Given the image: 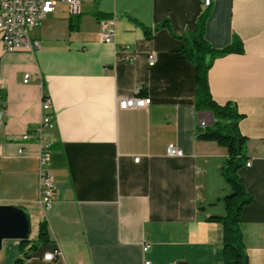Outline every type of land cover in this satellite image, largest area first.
<instances>
[{
  "label": "crops",
  "instance_id": "crops-1",
  "mask_svg": "<svg viewBox=\"0 0 264 264\" xmlns=\"http://www.w3.org/2000/svg\"><path fill=\"white\" fill-rule=\"evenodd\" d=\"M200 14L213 49L241 42V54L213 60L207 86L217 105L241 115L246 160L238 176L252 201L239 230L247 264H264V0H212L203 10L200 0H73L32 29L40 50L0 47V206L24 211L28 239L40 221L49 234L20 264H222L221 226L209 219L225 214L226 150L196 138L198 120L212 117L195 109L197 74L178 39ZM101 19L113 20L112 43L100 39ZM136 89L147 105L120 110L118 100ZM41 95L54 119L45 213L37 146L18 141L38 122ZM167 146L182 156H166ZM20 257L18 241H2L0 264Z\"/></svg>",
  "mask_w": 264,
  "mask_h": 264
},
{
  "label": "trees",
  "instance_id": "trees-1",
  "mask_svg": "<svg viewBox=\"0 0 264 264\" xmlns=\"http://www.w3.org/2000/svg\"><path fill=\"white\" fill-rule=\"evenodd\" d=\"M79 19L69 20L70 30L76 29ZM205 15L200 14L194 29L186 36H180L183 47L182 56L194 66L197 81L194 93V106L196 111L207 112L211 115V122L205 128L197 127L196 138L202 141H211L226 150L221 174L230 188V192L223 198L225 214L220 218H210V221L221 226V259L222 264H247L246 255L241 241L239 223L242 210L251 203L252 197L246 192L238 176L239 169L243 166L245 157V138L237 130V122L241 118L235 107L229 104L217 105L211 98L207 86V71L213 60L227 54H241V42L233 38L231 43L220 50L213 49L204 39L203 30ZM161 27L168 28L164 21ZM147 37L150 33L145 32ZM2 97L0 91V98ZM49 234L45 222L37 224L36 235L33 240L28 237L18 242V252L21 257L12 264H20L38 244L47 243Z\"/></svg>",
  "mask_w": 264,
  "mask_h": 264
},
{
  "label": "built area",
  "instance_id": "built-area-1",
  "mask_svg": "<svg viewBox=\"0 0 264 264\" xmlns=\"http://www.w3.org/2000/svg\"><path fill=\"white\" fill-rule=\"evenodd\" d=\"M201 8H209L212 0H200ZM73 0H0V47L6 54L25 52L33 54L41 49V41L31 37V31L37 27L41 20L54 12L59 4L72 5ZM100 39L104 43H112L115 36L112 19H101L98 21ZM153 60L149 58L148 65ZM118 100L117 106L120 110H131L144 108L148 100L137 97ZM4 116L0 111V119ZM211 122L208 114L198 120V127L205 128ZM54 129V119L51 108V100L48 96L41 95L39 101V120L36 125L21 134L18 141L21 143L33 142L37 146V178L39 189V204L45 213L49 210L54 193V182L49 171L52 142L47 138L46 132ZM19 153L22 149L18 150ZM165 154L168 157L179 158L181 150L174 146H167ZM138 162V158L133 160ZM246 166L249 163L245 164ZM58 255L55 250L44 256L45 260H52ZM141 264H151L144 260Z\"/></svg>",
  "mask_w": 264,
  "mask_h": 264
},
{
  "label": "water",
  "instance_id": "water-1",
  "mask_svg": "<svg viewBox=\"0 0 264 264\" xmlns=\"http://www.w3.org/2000/svg\"><path fill=\"white\" fill-rule=\"evenodd\" d=\"M29 235L27 215L20 208L0 206V247L4 240L22 241Z\"/></svg>",
  "mask_w": 264,
  "mask_h": 264
},
{
  "label": "rangeland",
  "instance_id": "rangeland-1",
  "mask_svg": "<svg viewBox=\"0 0 264 264\" xmlns=\"http://www.w3.org/2000/svg\"><path fill=\"white\" fill-rule=\"evenodd\" d=\"M31 228H32V226L29 225V234H30V232H31Z\"/></svg>",
  "mask_w": 264,
  "mask_h": 264
}]
</instances>
